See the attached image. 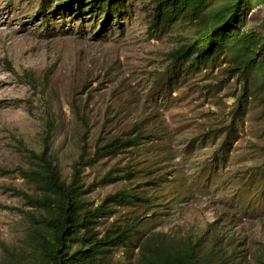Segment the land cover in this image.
<instances>
[{"label": "rangeland", "instance_id": "1", "mask_svg": "<svg viewBox=\"0 0 264 264\" xmlns=\"http://www.w3.org/2000/svg\"><path fill=\"white\" fill-rule=\"evenodd\" d=\"M252 1L242 30L264 39V1ZM55 3L44 16L40 0H0V264L34 256L45 211L28 203L26 172L47 148L67 181L75 161L89 162L81 181L91 206L122 189L143 200L100 220L101 233L139 222L129 244L109 251L111 264H138V246L160 233L182 248L200 240L210 250L218 238L232 264H264L261 71L245 83L229 48L195 72L167 70L202 15L152 25L153 0H128L120 25L101 24L52 13ZM139 130L147 135L138 146L92 161L105 140Z\"/></svg>", "mask_w": 264, "mask_h": 264}, {"label": "trees", "instance_id": "2", "mask_svg": "<svg viewBox=\"0 0 264 264\" xmlns=\"http://www.w3.org/2000/svg\"><path fill=\"white\" fill-rule=\"evenodd\" d=\"M36 14L47 16L49 3L53 0H40ZM264 1V0H261ZM54 12L75 11L89 17L100 16V23L106 18L117 25L126 12L128 0H54ZM214 0H153L155 19L160 21L180 20L185 17L202 15L200 26L186 43L168 54V68L172 72L182 69L186 73L195 72L200 67L216 60L226 49L240 59L244 82L248 83L250 73L258 68L264 85V39L255 32H244L246 20L254 5L252 0H224L213 9ZM46 3V5H45ZM89 19V18H88ZM84 27L85 19H80ZM106 21V22H107ZM26 77L32 76L27 72ZM242 102V101H241ZM51 129L49 122L47 131ZM230 131L225 140L230 137ZM141 130L128 133L124 140L115 137L103 145H98L94 159L111 156L120 149L138 146L146 137ZM224 140V141H225ZM223 141V142H224ZM84 153V152H83ZM36 162L26 172L27 181L35 189V194L27 195L28 203L45 211L40 221L42 228L32 237L33 253L17 257L16 264H111L107 254L113 248L131 242L139 222L130 221L124 225H112L104 233L98 231L100 220L112 216L115 209L133 206L137 198L132 189H122L104 197L101 203L91 206L83 197L89 192L81 181V167L88 165L81 156L72 165L70 180L62 177L57 162L48 148L39 154L32 153ZM91 161V160H88ZM111 181L106 174L100 183ZM155 235V234H154ZM160 238H148L138 246V264H232L234 252L218 238H214L216 248L206 249V241L197 240L187 247L167 245L164 234ZM25 254V255H24Z\"/></svg>", "mask_w": 264, "mask_h": 264}]
</instances>
